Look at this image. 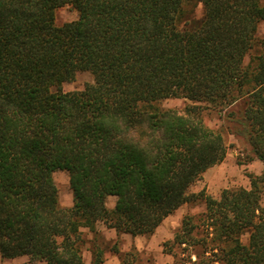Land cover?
Masks as SVG:
<instances>
[{"label":"trees","instance_id":"16d2710c","mask_svg":"<svg viewBox=\"0 0 264 264\" xmlns=\"http://www.w3.org/2000/svg\"><path fill=\"white\" fill-rule=\"evenodd\" d=\"M186 1L0 0L3 258L84 264L81 227L94 231L101 221L149 235L202 200L206 236L186 215L164 244L175 263L178 248L198 246L192 264H264V170L249 175V187L190 192L227 154L205 109L233 118L239 108V132L264 163V0H197L201 23L180 28ZM65 4L78 18L58 26L55 11ZM80 71L94 81L62 91ZM170 97L193 104L181 112L154 106ZM57 170L69 174V207L59 203ZM102 261L98 251L94 264Z\"/></svg>","mask_w":264,"mask_h":264},{"label":"rangeland","instance_id":"374dc122","mask_svg":"<svg viewBox=\"0 0 264 264\" xmlns=\"http://www.w3.org/2000/svg\"><path fill=\"white\" fill-rule=\"evenodd\" d=\"M204 17V6L197 0L186 1L183 5V13L178 20L180 28H190L199 25ZM78 18V12L72 4H65L55 11V23L61 26ZM258 37H264V23L260 25ZM255 51H253V54ZM250 55L245 58L248 63ZM94 81L93 75L88 71H80L74 80L63 82L62 91H75L83 89L88 83ZM58 88L52 87L53 91ZM193 102L185 97H170L154 102V106L160 109H174L183 111ZM234 117L228 116L229 110L208 108L202 113L205 123L214 129L220 130L227 144V154L222 162L210 167L194 185L190 192L204 191L206 194L218 196L224 188L249 187L250 174H260L264 170V163L254 155L251 146L239 132V108ZM55 183L59 190V203L62 207H69L73 198L70 188L69 174L65 170H57L53 173ZM116 197L109 196L107 206L112 208ZM71 206V205H70ZM205 210V202L198 201L185 203L173 214L166 218L153 234L142 235L138 238L123 239L120 236L112 237L105 233H92L89 229L81 227V248L93 251V260L99 250L102 251V264H192L196 259L195 252H202L201 247H190L182 250L178 248V262L165 249V242L173 240L179 230L182 220L186 215L193 217V221L199 226L195 234L199 237L206 236V227L202 221ZM243 242H248V234L242 236ZM184 247V246H183ZM187 248V247H186ZM192 254L190 261L189 254ZM177 260V259H176ZM0 264H46L43 261H29L28 256L17 259L3 258L0 254ZM94 264V263H92Z\"/></svg>","mask_w":264,"mask_h":264},{"label":"crops","instance_id":"0c3cea01","mask_svg":"<svg viewBox=\"0 0 264 264\" xmlns=\"http://www.w3.org/2000/svg\"><path fill=\"white\" fill-rule=\"evenodd\" d=\"M262 23H264V22H261L260 23V25L262 24ZM260 25H259V28H260ZM72 203H73V198H72V200H71V202H70V204H69V206L70 205H72ZM173 214V213H172ZM170 216V215H169ZM168 216V217H169ZM167 217V218H168ZM166 219V218H165ZM164 219V220H165ZM160 226V225H159ZM158 226V227H159ZM85 228H87V229H89L88 227H85ZM158 229V228H157ZM89 231H91L92 233H96L97 231L100 233H105V234H107V235H110V236H112L113 238L114 237H118V236H120L121 238H123V239H128L129 237L130 238H133V237H136V238H138V237H140V236H142V235H136V236H133V235H131V234H128V233H118L117 231H116V229H114V228H111V227H108L107 225H105L103 222H98L97 224H96V229L94 230V231H92V230H90L89 229ZM81 250H82V248H81ZM99 251H101V250H99ZM82 255H83V261H84V264H92V263H94V260H93V251H91L90 249H84V251H82ZM20 257H23V256H19V257H15V258H11V259H17V258H20ZM44 262V261H43ZM103 262V261H102ZM46 263V262H45ZM102 264V263H101Z\"/></svg>","mask_w":264,"mask_h":264}]
</instances>
